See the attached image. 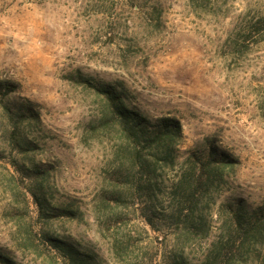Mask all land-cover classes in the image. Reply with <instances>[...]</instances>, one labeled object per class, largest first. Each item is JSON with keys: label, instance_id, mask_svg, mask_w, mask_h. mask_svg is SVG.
<instances>
[{"label": "rangeland", "instance_id": "1", "mask_svg": "<svg viewBox=\"0 0 264 264\" xmlns=\"http://www.w3.org/2000/svg\"><path fill=\"white\" fill-rule=\"evenodd\" d=\"M79 73L179 120L175 159L104 121ZM0 82V251L18 264H264V218L245 237L234 214L264 209V0H0ZM211 149L223 176L173 196Z\"/></svg>", "mask_w": 264, "mask_h": 264}, {"label": "trees", "instance_id": "2", "mask_svg": "<svg viewBox=\"0 0 264 264\" xmlns=\"http://www.w3.org/2000/svg\"><path fill=\"white\" fill-rule=\"evenodd\" d=\"M78 78L81 81L88 83L92 86L97 95L104 99L103 105V119L107 123L114 120H119V124L123 126L124 132L127 134V138H130L138 144H144L147 146H154L158 149V152L154 155L159 157L164 161H173L176 157L174 153V144L178 140L181 134V123L177 119L166 118L159 119L157 122H150L147 118L142 116L140 113L134 111L125 104V95L118 86L110 83H98L90 77H86L79 73ZM15 87L6 82H0V93L6 96L11 91H14ZM26 107H21L20 110H24ZM30 112V109H28ZM36 118V116H34ZM106 123V124H107ZM22 142L27 143L28 141L23 138ZM140 159L141 167L146 171V174L153 175L154 168L151 162L146 161L142 163L141 156ZM189 161H194L193 165L198 166L199 173L198 178L195 179V184H193L190 179L194 174V170L190 167L188 170H183L182 174L179 176L176 185L172 186L171 194L176 195L179 191L185 196L191 194L195 197V194L199 192L206 191L210 188L214 181L218 180L223 176V170L225 167L229 166V160L224 156L220 155L216 157L214 151L211 149L209 153L206 154L205 160L202 157H198L193 154L188 157ZM197 169H195L196 172ZM188 177V178H187ZM155 186H146L143 188V192L147 195H151L155 191ZM189 192V193H188ZM43 200V199H42ZM190 200V199H189ZM188 202H192L191 200ZM186 207H176L172 206L164 216L165 219L169 220L173 217L175 212L184 213L187 211L189 216L191 212L195 209L194 201L192 203H186ZM65 213V211H63ZM235 216L238 219L239 230L243 232L245 237L259 235L258 224L264 218V209L258 208L254 210L253 213H248L245 211L243 205L239 203L236 208ZM70 252L72 253L71 249ZM70 258L76 259L73 256ZM208 258L207 260H209ZM0 264H18L14 259L8 257L3 252L0 251ZM84 264L86 262L84 261Z\"/></svg>", "mask_w": 264, "mask_h": 264}]
</instances>
